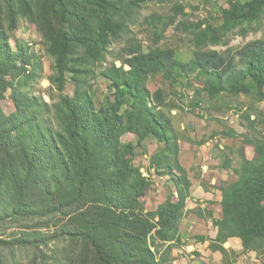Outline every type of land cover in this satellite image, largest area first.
Instances as JSON below:
<instances>
[{"label":"trees","instance_id":"obj_1","mask_svg":"<svg viewBox=\"0 0 264 264\" xmlns=\"http://www.w3.org/2000/svg\"><path fill=\"white\" fill-rule=\"evenodd\" d=\"M151 1L0 0V232L10 231L0 237V264H8L1 255L5 249L33 250L37 258L31 264L172 263L173 250L183 242L191 182L179 162L173 121L163 110L164 91H151L149 79L159 73L175 83L196 74L210 96L244 93L263 101L264 40L226 55L196 51L187 63L174 49L135 47L121 66L113 63L102 71L114 100L97 106L87 75L106 61L128 20ZM229 4L219 27L200 23L196 44H221L237 28L245 35L261 26L264 0ZM20 19L35 23L42 34L60 90L66 73L73 75V96L61 93L50 104L23 90L34 78L25 74V66H42L29 44L17 38L15 49L10 44ZM8 89L15 106L11 113L1 104ZM259 126H264V110L256 111L248 126L253 132L245 136L253 157L242 148L238 167L224 163L237 178L221 185L223 217L213 220L218 233L211 240L223 254V244L239 237L244 250L264 258V128ZM126 133L165 144L151 157L150 171L171 172L176 199L171 193L156 209H145L141 199L153 181L134 163V148L122 140Z\"/></svg>","mask_w":264,"mask_h":264},{"label":"rangeland","instance_id":"obj_2","mask_svg":"<svg viewBox=\"0 0 264 264\" xmlns=\"http://www.w3.org/2000/svg\"><path fill=\"white\" fill-rule=\"evenodd\" d=\"M229 7V0H153L143 4L136 15L128 20L126 32L111 43L106 61L93 65L92 72L87 75L97 106H107L114 100L113 91L108 87L109 80L102 71L113 63L121 66L135 47L141 51L174 49L176 58L187 63L196 51L215 50L226 55L249 41L264 40L263 17L261 26L245 35L240 34L237 28L221 44H196L194 38L200 23L212 22L219 27L223 11ZM155 30L160 34L155 33ZM13 36L11 46L16 48L15 38L29 44L42 66L39 69L25 66V74L33 73L34 78L24 91L44 98L50 104L57 102L61 93L74 95L76 84L71 73H66L63 90L58 88L55 60L49 54L35 23L20 19ZM235 61L238 62V58ZM248 81L253 82L251 78ZM148 86L151 91L159 88L164 91L167 107L163 110L173 121L177 132L180 148L178 158L188 172L190 187L195 183L209 185L211 182L207 178L211 180V174H217L218 179H221V183L217 182L219 187L237 178L233 169L225 168L224 163L229 160L231 165L238 167L241 161L238 152L242 148L247 157H253L254 148L245 143V136L253 132L248 127L249 121L255 118L256 111L264 110V100L258 102L252 95L244 93L237 96L226 93L210 96L205 91L204 79H199L196 74L180 77L172 83L157 73L151 75ZM11 93L12 90L8 89L1 102L6 113L15 109ZM122 140L134 148V163L153 181L146 196L141 199L144 207L152 210L176 190L174 176L170 171H150L151 157L162 151L165 144L153 136L141 139L134 133H126ZM227 171L230 176L223 178L222 173L226 175ZM9 233L0 232V237L5 238ZM1 253L8 264H31L37 258L33 250L5 249Z\"/></svg>","mask_w":264,"mask_h":264},{"label":"crops","instance_id":"obj_3","mask_svg":"<svg viewBox=\"0 0 264 264\" xmlns=\"http://www.w3.org/2000/svg\"><path fill=\"white\" fill-rule=\"evenodd\" d=\"M229 176L228 171L226 175L222 173L223 178ZM207 180L211 182L209 185L195 183L190 189L180 229L183 242L173 250L171 264H264V258L258 256L256 251L244 250L239 237L229 238L223 244L226 254L211 240L218 233V227L213 224V220L223 217L222 192L219 187L221 179H218L217 174H211V180ZM218 181L220 182L217 183ZM173 193L177 196L176 190ZM196 236H206L207 239L199 240Z\"/></svg>","mask_w":264,"mask_h":264}]
</instances>
